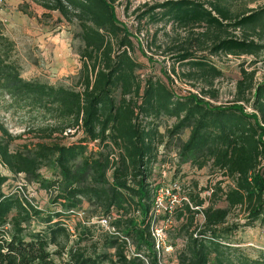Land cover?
I'll return each mask as SVG.
<instances>
[{
    "label": "trees",
    "instance_id": "16d2710c",
    "mask_svg": "<svg viewBox=\"0 0 264 264\" xmlns=\"http://www.w3.org/2000/svg\"><path fill=\"white\" fill-rule=\"evenodd\" d=\"M30 1L78 27L81 66L73 86L24 78L0 20V97L41 118L29 130L37 140L17 150L10 144L18 136L0 123V166L8 172L0 170V264H161L151 220L172 141L177 171L186 164L211 175L203 187L190 179L172 189L180 200L155 217L176 222L168 230L182 242L176 264H264V249L250 253L232 240L240 227L264 221V80L241 65L233 98L217 103L223 72L208 58L247 55L253 65L264 53V3L165 0L142 12L184 31L166 51L172 73L180 66L198 91L179 94L164 70L137 74V37L117 15L120 0ZM162 119H172L163 131ZM9 175L37 183L53 208L18 188L6 192Z\"/></svg>",
    "mask_w": 264,
    "mask_h": 264
},
{
    "label": "rangeland",
    "instance_id": "374dc122",
    "mask_svg": "<svg viewBox=\"0 0 264 264\" xmlns=\"http://www.w3.org/2000/svg\"><path fill=\"white\" fill-rule=\"evenodd\" d=\"M163 1L165 0H128L127 11L124 10L125 0H120V3L116 5L115 9L121 22L137 37V41L134 39L135 49L132 52L133 58L140 64L137 74L141 79L156 78L162 77L161 72L164 70L172 78V87L177 93L197 92L198 87H192L194 84L192 81L180 77V66L175 65V71L179 75L172 73V57L166 51V47L172 44L173 38H182L184 31L173 28L171 24L150 23L147 14L141 16L150 5ZM263 3L264 0H256L252 6ZM45 12L43 8L30 0H4L0 7L3 32L15 44L14 57L20 65L21 75L24 78L73 86L81 66L78 55L80 42L76 37L79 29L75 24L59 19V14L55 11L47 15H44ZM136 44H139L142 51ZM205 55L207 54L205 53ZM208 58L223 72V76L214 83L218 90L217 103L227 102L233 98L234 85L240 76L239 67L241 65L255 68L256 80H264V53L251 66L248 64L254 60V57L247 55L236 57L218 54L208 56ZM40 122L41 118L38 114L26 110H16L10 106L9 100L0 97V123L13 136H18L10 144L12 150L20 149L23 144L35 142L37 139L29 130ZM171 124L172 119H162L160 130L163 131L166 126ZM186 135L187 133L183 132L181 138L184 140ZM79 136V134L66 136L62 140L63 142H73ZM176 145L177 142L172 141L165 150L167 152L164 161L165 168H163L165 173L161 176L156 175L157 181L161 185L169 187L173 184L186 185L188 180L195 179L199 186H205L208 179L211 178L208 168L196 170L184 164L177 171L174 159ZM0 170L4 174H8L1 166ZM41 172L45 177L49 176V172L45 169H42ZM16 188L40 208H53L50 203V195L44 189L39 188L37 183L27 181L23 175L15 177L9 175V179L3 186L6 192ZM206 193L207 191L203 194ZM167 201L168 198L164 197L162 204L165 206ZM160 213L163 214V210H160ZM76 216L81 219L84 214L78 212ZM74 219L71 217V221L67 224L73 226ZM171 224L175 226L176 222L171 223L168 220L163 221V219L155 222V226L162 236L161 264H176V250L182 246L181 240L174 241V232L169 233V228H173L170 227ZM232 240L250 253L256 249H264V221H258L253 226L240 227ZM174 242L175 244H173Z\"/></svg>",
    "mask_w": 264,
    "mask_h": 264
},
{
    "label": "built area",
    "instance_id": "2783aa9c",
    "mask_svg": "<svg viewBox=\"0 0 264 264\" xmlns=\"http://www.w3.org/2000/svg\"><path fill=\"white\" fill-rule=\"evenodd\" d=\"M3 3H4L3 0H0V7ZM163 173H165L164 170L161 172V174H163ZM172 189H175L178 191L179 186L173 184L172 186L168 187V186L160 184V186L157 188L156 194H155L154 199H153L154 213L152 215V220H151V225H152L151 230H152V235H153L154 240H155V247L157 249H160V247H162V236L155 226V217L160 212V210H163V211L166 210V211L170 212L173 205L180 200L177 193L172 194ZM164 197L168 198V201H167L165 206L162 204V200ZM99 223L105 229H109L108 228V221L106 218H102L101 220H99Z\"/></svg>",
    "mask_w": 264,
    "mask_h": 264
}]
</instances>
